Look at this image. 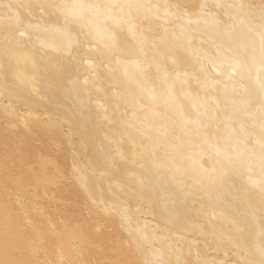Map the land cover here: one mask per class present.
Here are the masks:
<instances>
[{"label":"bare ground","instance_id":"obj_1","mask_svg":"<svg viewBox=\"0 0 264 264\" xmlns=\"http://www.w3.org/2000/svg\"><path fill=\"white\" fill-rule=\"evenodd\" d=\"M1 178L37 264H264V0H0Z\"/></svg>","mask_w":264,"mask_h":264},{"label":"rangeland","instance_id":"obj_2","mask_svg":"<svg viewBox=\"0 0 264 264\" xmlns=\"http://www.w3.org/2000/svg\"><path fill=\"white\" fill-rule=\"evenodd\" d=\"M9 184L10 183L7 180H4V178L0 179V204L7 203L9 206H11L12 204L10 200L6 201L4 199V193H5L4 191L8 190L7 186ZM26 189H28V187ZM8 231L9 229L6 228L5 224L0 225V248H2L0 249V252L7 256H10L11 259L14 258V259L22 260V264H37L36 260L42 257V253L40 250L29 249V247H23V248L21 247V248H15V249L5 247V245L9 243L10 241L8 239L6 244L5 245L3 244L6 241L4 237L8 233ZM2 232H4L5 234H2ZM3 257L5 256L0 257V264H7V263H2V262H5L4 260H2ZM14 264H18V263H14Z\"/></svg>","mask_w":264,"mask_h":264}]
</instances>
